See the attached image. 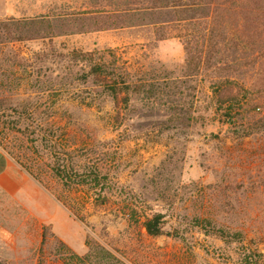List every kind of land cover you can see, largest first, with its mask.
I'll return each instance as SVG.
<instances>
[{"label":"rangeland","instance_id":"1","mask_svg":"<svg viewBox=\"0 0 264 264\" xmlns=\"http://www.w3.org/2000/svg\"><path fill=\"white\" fill-rule=\"evenodd\" d=\"M205 4L159 31L147 0H0V146L69 217L0 195V264H264V0Z\"/></svg>","mask_w":264,"mask_h":264},{"label":"crops","instance_id":"2","mask_svg":"<svg viewBox=\"0 0 264 264\" xmlns=\"http://www.w3.org/2000/svg\"><path fill=\"white\" fill-rule=\"evenodd\" d=\"M19 11L16 8L6 5L4 11ZM28 10V9H27ZM22 16V15H21ZM24 17V16H23ZM137 141V139H135ZM145 164H151L154 160V152L147 148L141 151ZM144 163V162H143ZM0 195L9 199L23 211L34 215L42 223L50 224L56 230L59 218L56 215H63V221L68 222L69 217L65 208L53 198L33 177L12 159V157L0 146Z\"/></svg>","mask_w":264,"mask_h":264},{"label":"trees","instance_id":"3","mask_svg":"<svg viewBox=\"0 0 264 264\" xmlns=\"http://www.w3.org/2000/svg\"><path fill=\"white\" fill-rule=\"evenodd\" d=\"M149 2V7H146V11H165L166 14L173 15V19L159 20L155 23V27H158L157 30L165 29L167 26L174 24L176 27L180 24H187L196 19L197 16L201 15L202 18H208L209 13V4H205L206 12L203 14L199 12L201 1L197 3V0H147ZM200 7V8H199ZM201 13V14H200ZM197 20V19H196ZM23 22V21H21ZM20 22V23H21ZM179 34V33H178ZM159 38H167L171 37L170 32H164L162 35L158 34ZM205 38V36H203ZM215 38V36L213 37ZM219 38V37H218ZM208 39V37H207ZM212 40V36L209 37ZM206 45L204 46V50ZM186 51L187 53L191 51L188 48V44L186 43ZM201 53V52H199ZM230 118V117H229ZM64 172V171H63ZM57 175H59V171H56ZM60 176V175H59ZM159 216H154L151 220L146 221L144 223V228L147 234L151 236H156L159 233V229L157 228V222L159 220ZM46 240L44 234L41 236V242L43 243ZM56 246L54 248L55 256L61 258L65 264H122L119 259H117L111 252L102 246L96 243L86 242L87 251L83 255H78L71 251L63 242L56 240Z\"/></svg>","mask_w":264,"mask_h":264}]
</instances>
